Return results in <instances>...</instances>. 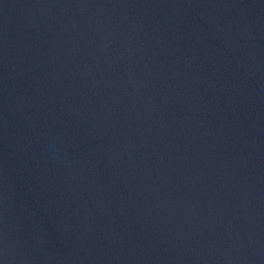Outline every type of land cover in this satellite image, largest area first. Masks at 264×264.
Listing matches in <instances>:
<instances>
[{
	"label": "water",
	"instance_id": "obj_1",
	"mask_svg": "<svg viewBox=\"0 0 264 264\" xmlns=\"http://www.w3.org/2000/svg\"><path fill=\"white\" fill-rule=\"evenodd\" d=\"M0 264H264V0H0Z\"/></svg>",
	"mask_w": 264,
	"mask_h": 264
}]
</instances>
